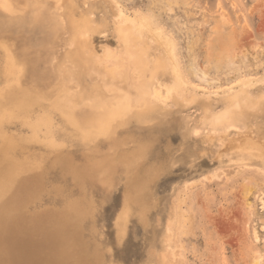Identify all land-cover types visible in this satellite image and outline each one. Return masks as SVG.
<instances>
[{
    "label": "rangeland",
    "instance_id": "374dc122",
    "mask_svg": "<svg viewBox=\"0 0 264 264\" xmlns=\"http://www.w3.org/2000/svg\"><path fill=\"white\" fill-rule=\"evenodd\" d=\"M70 13L91 19L94 57L108 56L117 80L72 59ZM6 56L21 70L10 89ZM2 100L0 117L14 110L0 134L38 165L21 176L41 172L20 223L40 220L37 242L78 200L95 264H264V161L228 145L243 135L264 143V0H0ZM101 115L106 132L93 128ZM135 147L147 151L141 207L125 204L127 170L115 159ZM62 156L109 167L78 185L55 162ZM15 235L0 238L15 250L1 255L0 244L2 263L43 264L33 250L55 261L46 241L21 247Z\"/></svg>",
    "mask_w": 264,
    "mask_h": 264
},
{
    "label": "bare ground",
    "instance_id": "6f19581e",
    "mask_svg": "<svg viewBox=\"0 0 264 264\" xmlns=\"http://www.w3.org/2000/svg\"><path fill=\"white\" fill-rule=\"evenodd\" d=\"M73 15L74 13L68 14L71 26L73 30H75L74 44L76 45V48L74 52L71 54L72 59L77 63L84 62L85 64H88L89 66L92 67L102 66L105 75H107L112 80H117L115 79L116 68H117L116 65L110 62V60L105 61L108 56L101 59H97L96 57H94V50H93L94 48H92L90 41L87 40L89 34L88 31L93 29L90 23L91 19L89 17H82L81 19H77L74 18ZM117 34H118V38L121 39L122 41H126V38L129 35L128 32L123 30L122 27H119V29H117ZM3 66H4L3 76L4 75L6 76V79L8 81L7 89L8 88L10 89V87H13V85L10 84L9 82L10 78L18 79L21 70L17 67H14L15 65L9 59V56H6V60ZM232 99L233 101L231 103V106L234 104L236 105L238 101L236 96L232 97ZM93 100L94 101L98 100V97L95 96ZM13 102H17V101H13ZM18 102H20V104H18V106H14L13 104L12 105L14 106L13 108L18 109L23 105L22 100H19ZM69 102L70 103L75 102L74 98H72ZM94 103H96V101ZM9 104L10 103H8L7 100L0 101L1 107L4 105L9 106ZM13 110L11 109L3 117L1 116L0 123H2V120L4 119L12 117L11 111ZM114 113L115 112H113V114ZM101 117H103V115L94 118L93 128L95 130H101L103 132H106L107 130H109V127L108 128L100 127V124L102 122ZM29 125L30 128L33 130L35 136V133L38 129V122H35L33 124L31 123ZM34 136H32V138H34ZM241 137L242 138H239V140L236 139L237 138L236 137L235 139L237 140V142L234 141V143L230 140L232 142L231 145L228 144L230 148L239 150L241 155L243 156H248L252 159L255 158L264 161V143L257 144L258 142L256 143L255 140L253 141L254 138L252 139L251 136L249 137L243 135ZM257 139L259 138H256V140ZM19 147L20 146L18 145V143L16 144L15 140L11 136L5 137L0 134V238H3L7 233L13 235L14 233L17 232L18 236L17 235L14 236L16 239V241L14 242L17 243V245L19 244L18 246L21 247H24V244H30L31 241H33L32 244L37 246H39L38 244H40L39 241L41 239L44 240L43 243H45L46 241L47 245L53 248L55 261H53L52 258H49L46 253H43V256H40L41 253H39L38 250H33L30 254L32 260L34 261L35 260L38 261L39 257L43 259L44 260L43 264H95L99 260L97 252L95 250L90 251L89 247L85 244L84 240H82L83 235L81 231L82 230L81 226L83 221H85L84 214L87 213V211L84 210V208L82 207L83 204H81V202H79L78 200L68 201L63 209H61L60 211H56L53 214L52 216L53 220L49 222V226H47L48 229L47 230L44 229L45 232H43V230L40 231L41 233L43 232V234L40 235L42 236V238H38L39 240L38 242L37 239L35 240L33 236L35 235L34 232L36 231L37 223L40 220H38V218L34 216L28 220L29 221L28 225L24 226L20 224L24 222V220L27 217V216L25 217L23 212L24 204L28 200L29 196L31 197L32 195L31 190H34L35 187V185L32 184L35 183L37 184V181L41 178L40 175L41 172L35 171V172H31L27 176H21V174L25 171H31V170L33 171L34 168L38 167V165L36 164L33 165L34 161L19 158L16 154L17 153L16 150H18ZM112 148H114V146ZM146 152H147L146 148L141 149L135 147V149L131 151H120L115 157L116 160L120 159V162L123 163V165L126 167L127 170V182H126L127 193L125 194V204L136 203L138 206L141 207L144 202L143 201L144 184L143 181L139 178V174H140V168H142L144 164L143 162L147 158ZM55 162L63 170H65V172L66 170L69 171L68 173L72 175V177L74 178L75 182L78 185L85 182L86 178L92 177L94 173H96L97 171L106 170L109 167V166L108 167L105 166V162L104 163L102 162L101 165L99 163H95L92 165V167L90 166L87 169L84 167L79 168L73 164L75 162H72L71 158L67 159L65 156H62L61 158H56ZM86 188L84 190H87ZM146 203H144V205ZM87 209L89 208L87 207ZM127 213H128V208L126 205L123 216L124 215L126 216ZM33 215L34 213H32V216ZM44 224L45 223H43L42 225ZM44 227L46 226L44 225ZM44 227H42V229ZM36 236L37 235H35V238ZM2 243L5 242L0 241V244ZM13 245L16 247L15 244ZM14 251H15L14 248L11 246V244H9L8 241V244L5 243L1 255H9L11 253L14 255L13 253ZM17 255H16L17 258L19 257L21 260L22 254L19 255V253H17ZM9 259L12 261V258ZM11 263L15 264L13 262ZM0 264H4L2 263V256H0Z\"/></svg>",
    "mask_w": 264,
    "mask_h": 264
}]
</instances>
